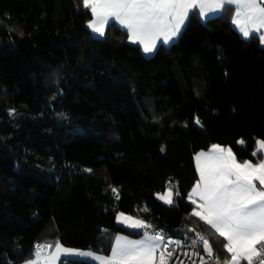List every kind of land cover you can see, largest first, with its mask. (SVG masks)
<instances>
[{
  "label": "trees",
  "instance_id": "1",
  "mask_svg": "<svg viewBox=\"0 0 264 264\" xmlns=\"http://www.w3.org/2000/svg\"><path fill=\"white\" fill-rule=\"evenodd\" d=\"M231 17L191 15L147 56L113 23L92 33L83 0H0V264L57 242L108 255L115 236L146 230L119 225L121 213L175 241L204 235L230 260L188 194L213 144L262 160L264 48ZM169 187L170 206L156 199Z\"/></svg>",
  "mask_w": 264,
  "mask_h": 264
},
{
  "label": "snow or ice",
  "instance_id": "2",
  "mask_svg": "<svg viewBox=\"0 0 264 264\" xmlns=\"http://www.w3.org/2000/svg\"><path fill=\"white\" fill-rule=\"evenodd\" d=\"M85 8H90L92 19L88 27L103 37L105 26L113 22L127 30L130 42L139 44L145 54L153 53L158 41L170 44L182 31L183 26L194 9H199L201 18L206 11L218 12L236 9L233 24L239 27L245 39L257 38L264 45V0H83ZM12 114L11 112L9 113ZM199 123V121H197ZM243 144L244 141H239ZM258 150L264 149V141H258ZM163 151V149H162ZM258 152H253L256 156ZM196 167L200 175L199 181L188 194L191 203L196 204L198 211L193 209L191 215L199 217L223 237L224 249L230 254L226 264H264V160L252 163L249 160L237 161L231 148H223L213 144L209 152H199ZM91 171V170H86ZM259 182V187L256 182ZM113 191H116L113 189ZM176 196L180 193L177 191ZM194 196L199 197L197 203ZM159 199L171 205L174 203L172 189L159 196ZM118 222L125 223L134 229H148L150 224L140 219H133L123 213L117 216ZM144 240H125L116 237L110 256H94L91 252H76L64 248L59 242L55 252L45 258V264H52L61 253L66 255L90 256L100 264H154V254L158 247L166 248L161 232L150 235L145 232ZM204 250L209 255L212 248L209 241L199 236ZM168 243H173L169 240ZM180 244V241H175ZM193 245L197 243L192 241ZM45 247L37 245L35 259L26 264H41V254ZM172 253L168 252L167 256ZM160 264H166L165 254L161 252Z\"/></svg>",
  "mask_w": 264,
  "mask_h": 264
},
{
  "label": "crops",
  "instance_id": "3",
  "mask_svg": "<svg viewBox=\"0 0 264 264\" xmlns=\"http://www.w3.org/2000/svg\"><path fill=\"white\" fill-rule=\"evenodd\" d=\"M209 3H211V0H209ZM89 9V11H90V15H91V19H92V13H91V10H90V8H88ZM231 9H232V17H231V20H232V27H233V29L239 34V36L241 37V38H243V39H245L243 36H242V33L240 32V29H239V27H237V25H235V24H233V18L235 17V15H236V9H235V7L234 6H231ZM224 11L225 10H222V11H218V12H210V11H206V16H205V18H201L200 17V15H199V9L197 8V9H194V12L196 13V14H198L199 15V17H200V20L202 21V22H205V21H207V20H209V19H212V18H215V17H219V16H221L223 13H224ZM90 19V20H91ZM90 20H89V22H90ZM89 22H88V24H89ZM186 23H187V21H186ZM186 23H185V25H186ZM113 24H115L118 28H120L122 31H124L126 34H127V30L126 29H122L121 28V26L118 24V23H115V22H113ZM184 25V26H185ZM184 26H183V28H184ZM107 27H108V25H106L105 26V31H106V29H107ZM89 28V27H88ZM183 28H182V31H183ZM90 29V31L92 32V33H94L93 31H92V29L91 28H89ZM181 31V32H182ZM261 32H264V30H261ZM94 34H96V35H99V34H97V33H94ZM181 34V33H180ZM179 34V35H180ZM178 35V36H179ZM260 35V33H257L256 34V36H257V38H258V36ZM178 36L176 37V38H174V41L172 42V43H174L175 41H176V39L178 38ZM128 37V36H127ZM245 40H248V39H245ZM128 42L131 44V45H134V46H138L142 51H143V48H142V46H140L139 44H134V43H132V42H130L129 41V39H128ZM158 43V47L159 46H169V45H171L172 43H170V44H163L161 41H158L157 42ZM260 45H261V43H260ZM263 48H264V45H261ZM157 47V48H158ZM157 50V49H156ZM155 50V51H156ZM155 51L153 52V53H150V54H145L144 52V54L145 55H147V56H151V55H153L154 53H155ZM255 149H256V151L258 152V153H260L261 154V156H262V160H264V149H261V150H258V144H257V142H256V145H255ZM209 150H210V148L208 149V150H206V151H203V152H209ZM197 155V154H196ZM196 157V156H195ZM194 161H195V166H196V160H195V158H194ZM238 161V160H237ZM239 162V161H238ZM240 163H243V162H240ZM196 171H197V174H198V180L197 181H199V179H200V175H199V172H198V170H197V167H196ZM197 181H196V183H197ZM196 183L193 185V187L196 185ZM257 183V186L259 187V182L257 181L256 182ZM192 187V188H193ZM192 188H191V190H192ZM191 190H190V192H191ZM193 199H195L196 201H197V203H200V201H199V197L198 196H194L193 197ZM199 210V209H198ZM197 210V211H198ZM124 225L125 226H127V222H125L124 223ZM128 227V226H127ZM131 229H134V228H131ZM141 229H143V228H141ZM134 230H140V229H134ZM144 230V229H143ZM145 230H144V233H142V234H140L139 236H137V237H134V238H129V237H126V236H121V235H117V236H119V237H123L125 240H131V241H137V240H144L145 239ZM117 236H115L114 237V239H113V242H112V245H111V248H110V251H109V254L108 255H96V254H94V253H92L94 256H110L111 255V253H112V248H113V246L115 245V242H116V237ZM226 243H227V241H226ZM56 245V244H55ZM55 245H53L51 248H48V247H45L44 249H43V252H42V254H41V264H45V258H49L50 257V255H51V253H54L55 252ZM62 247H64V246H62ZM64 248H66V247H64ZM69 249V248H68ZM74 250V249H73ZM160 250V247H158L157 248V250H156V253L154 254V264H155V259H156V255H157V253H158V251ZM76 251V250H75ZM76 252H79V251H76ZM82 259V260H89V261H93L95 264H100V262L99 261H96V260H93L92 259V257H90V256H79V255H66V254H64V253H61L60 255H59V257L55 260V261H53L52 262V264H60V262L62 261V260H72V259ZM33 259H35V256L33 255L32 256V258L30 259V260H33ZM29 261V260H28ZM242 263H247V261H242ZM241 263V264H242ZM23 264H26V262L25 263H23Z\"/></svg>",
  "mask_w": 264,
  "mask_h": 264
},
{
  "label": "built area",
  "instance_id": "4",
  "mask_svg": "<svg viewBox=\"0 0 264 264\" xmlns=\"http://www.w3.org/2000/svg\"><path fill=\"white\" fill-rule=\"evenodd\" d=\"M150 235H154L159 230L156 229H146ZM161 232L164 237L163 244H166L167 247H160L155 259V264H160V255L161 252L165 254L166 264H223L219 259H217L214 254L209 255L204 250L203 242L199 239V236H202L207 239L204 235H199L190 240H182L180 244H176L175 240L166 235L164 232ZM171 240L173 243H168ZM196 240L197 243L193 245L192 241ZM208 240V239H207ZM171 252L172 255L169 257L167 253ZM259 258L256 259L255 264H258Z\"/></svg>",
  "mask_w": 264,
  "mask_h": 264
},
{
  "label": "rangeland",
  "instance_id": "5",
  "mask_svg": "<svg viewBox=\"0 0 264 264\" xmlns=\"http://www.w3.org/2000/svg\"><path fill=\"white\" fill-rule=\"evenodd\" d=\"M169 188H171V187H169ZM169 188H167L164 192H162V193H158L157 195H156V199L158 200V201H160L161 203H163V204H165V205H168V206H170L169 204H167V203H165L164 202V200H162V199H159L158 198V195L159 196H162V195H164L166 192H167V190L169 189ZM173 192V191H172ZM172 205V204H171ZM126 216V215H125ZM117 223L119 224V225H124V223H121V222H118V220H117ZM81 252V251H80ZM85 253H87V252H85ZM231 259V258H230ZM230 261V260H229ZM241 263H242V261H241Z\"/></svg>",
  "mask_w": 264,
  "mask_h": 264
}]
</instances>
